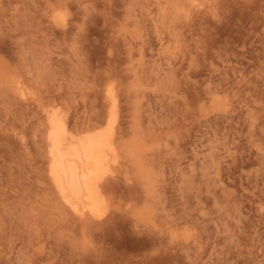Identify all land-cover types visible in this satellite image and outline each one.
Here are the masks:
<instances>
[{
    "label": "rangeland",
    "instance_id": "rangeland-1",
    "mask_svg": "<svg viewBox=\"0 0 264 264\" xmlns=\"http://www.w3.org/2000/svg\"><path fill=\"white\" fill-rule=\"evenodd\" d=\"M111 96L109 206L81 217L46 113L93 129ZM0 264H264V0H0Z\"/></svg>",
    "mask_w": 264,
    "mask_h": 264
},
{
    "label": "bare ground",
    "instance_id": "bare-ground-1",
    "mask_svg": "<svg viewBox=\"0 0 264 264\" xmlns=\"http://www.w3.org/2000/svg\"><path fill=\"white\" fill-rule=\"evenodd\" d=\"M56 22L63 16L55 15ZM111 115L106 125L75 129L61 108L47 110L49 173L64 203L81 217L102 218L109 201L104 179L120 161L115 143L117 99L111 96Z\"/></svg>",
    "mask_w": 264,
    "mask_h": 264
}]
</instances>
